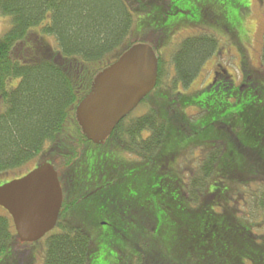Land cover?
<instances>
[{
  "label": "trees",
  "instance_id": "1",
  "mask_svg": "<svg viewBox=\"0 0 264 264\" xmlns=\"http://www.w3.org/2000/svg\"><path fill=\"white\" fill-rule=\"evenodd\" d=\"M126 3L0 0V15L11 23L0 34V176L10 181L26 174L22 169L30 161L36 166L50 162L63 194L57 223L43 237V264L91 263L97 244L83 220L98 227L105 222L113 230L101 240L123 255L120 264H264V126H250L258 113L233 122L241 128L230 133L234 146L227 152L226 142L214 137L210 148L189 145L188 151L207 152L187 178L170 165L181 155L178 149L158 155L153 172L142 166L156 155L167 132L164 115L174 113L169 95L180 99L178 85L187 88L198 76L217 50L214 35L184 38L169 61L152 46L157 83L140 102L151 97L152 108L142 114L133 109L104 141L94 142L83 131L76 111L95 77L143 42L132 37L135 15ZM45 36L52 37L53 45ZM261 60L264 64V31ZM248 86L253 93L259 90L253 83ZM176 113L167 136L180 138L191 128L184 127L186 109ZM108 152L135 157L144 175L127 173L102 187L106 172L93 167ZM239 200H244L241 206ZM11 219L6 210L0 214V255L16 242L11 252L22 257L29 243L19 241ZM131 232L147 238L145 251L135 246L138 253L124 254ZM111 264L119 263L112 259Z\"/></svg>",
  "mask_w": 264,
  "mask_h": 264
},
{
  "label": "rangeland",
  "instance_id": "2",
  "mask_svg": "<svg viewBox=\"0 0 264 264\" xmlns=\"http://www.w3.org/2000/svg\"><path fill=\"white\" fill-rule=\"evenodd\" d=\"M126 2L135 15L132 37L142 40L143 44L156 46L168 61L170 55L186 37L211 34L218 39L216 52L204 62L198 76L187 88L178 85L176 92L181 94L180 99L176 100L171 94L169 95L174 113H166L165 118L159 115L167 121L165 128L168 132V128L172 125L171 116L177 114V111L184 113L186 109V113L190 116L184 114V117L186 116L184 127L191 129L187 132L183 130L180 138L169 137L166 132L156 155L142 165L153 172L158 155L165 156L178 149L181 155L170 161V165L174 163L175 170L183 177L186 175L187 178L191 172H196L202 156L205 155L202 148L188 151L189 145L196 146L203 143L202 145L210 147L214 145L212 140L214 137L218 143L226 142L227 152L230 145L234 146L230 141V133L237 132L241 128L236 126L234 121L243 122L242 118L250 116L251 113H258L252 118L250 126L256 129L264 126V64L261 60L264 0H126ZM10 25L9 17L0 15V34L6 32ZM43 40L53 45L52 37L45 36ZM214 71L220 73L224 71L223 74L230 75L231 78L223 75L217 77ZM171 74L173 68L170 66ZM251 83L259 88L256 93H253L255 89L251 88L252 86H248ZM255 95L257 98L253 100ZM147 98L146 102L139 103L134 108L137 114H142L151 107L148 101L151 97ZM247 123L245 127L249 125ZM235 137L240 139L242 135L237 134ZM134 160L133 156L108 152L103 156L99 168L93 167V171L106 172L105 179L108 180L102 184V187L106 183H112L114 178L123 177L127 173L134 174V177L143 176L145 172H138L142 168ZM123 165L126 166L125 173ZM35 167H37L35 161H30L22 172L26 173ZM215 173L208 178V186L216 179ZM6 178L7 176H0V185L8 182L5 181ZM82 187L80 185L78 189ZM242 190L244 197L247 193L245 188ZM244 200L246 201L247 198L245 197ZM244 200L238 201L240 206ZM214 207L218 208L216 204ZM3 213L4 210L0 207V214ZM101 224V227H98L94 226L92 220H83L85 230L97 244L90 264H111L112 259L117 260L119 264L122 263L123 255L121 253L117 255L114 249L104 245L101 240L110 233L113 234V230L110 231V228L105 226L107 223ZM137 233L128 234V241H125L123 246L126 251L124 254L138 253L135 246L141 248V252L145 251L143 247L148 240L138 238ZM117 241L122 247L123 240ZM15 243H12L4 255H0V264H43L46 247L44 239L27 244L24 250L26 255L22 257L11 252Z\"/></svg>",
  "mask_w": 264,
  "mask_h": 264
},
{
  "label": "water",
  "instance_id": "3",
  "mask_svg": "<svg viewBox=\"0 0 264 264\" xmlns=\"http://www.w3.org/2000/svg\"><path fill=\"white\" fill-rule=\"evenodd\" d=\"M156 65L153 48L136 43L95 77L91 91L76 111L89 139L104 141L118 121L153 90ZM62 199L57 171L50 162L0 185V206L12 217L21 242L43 239L55 227Z\"/></svg>",
  "mask_w": 264,
  "mask_h": 264
},
{
  "label": "flooded vegetation",
  "instance_id": "4",
  "mask_svg": "<svg viewBox=\"0 0 264 264\" xmlns=\"http://www.w3.org/2000/svg\"><path fill=\"white\" fill-rule=\"evenodd\" d=\"M223 72H224V71H222V73L220 74V72H218V71H214L213 73H216V74H217V77H221V76L223 75V76H227V78H231L230 75H224ZM217 145H218V144H217ZM217 145H216V146H217ZM213 146H214V145H213ZM213 146H210V147H213ZM210 147H209V148H210ZM205 152H207V150H205ZM206 155H207V153H206Z\"/></svg>",
  "mask_w": 264,
  "mask_h": 264
}]
</instances>
